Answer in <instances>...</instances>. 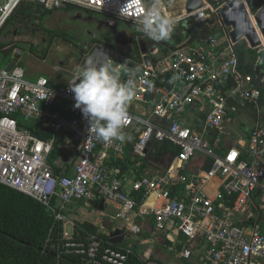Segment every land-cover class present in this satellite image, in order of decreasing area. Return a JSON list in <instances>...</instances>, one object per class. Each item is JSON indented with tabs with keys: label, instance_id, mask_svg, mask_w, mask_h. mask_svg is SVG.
<instances>
[{
	"label": "built area",
	"instance_id": "1",
	"mask_svg": "<svg viewBox=\"0 0 264 264\" xmlns=\"http://www.w3.org/2000/svg\"><path fill=\"white\" fill-rule=\"evenodd\" d=\"M202 1L200 9L187 13L184 8L173 21V30L198 27L197 39L187 36L148 67L141 55L135 64L140 71L124 77L134 80L131 102L140 108L136 113L128 105L124 141L104 144L89 133L88 120L74 107L72 77L58 88L44 77L27 80L20 49L12 52L10 70L9 64L0 67V184L39 203L57 225L44 246L53 259L40 264H127L131 246L112 248L110 232L104 226L95 229L107 218L104 212L90 223L91 233L65 218L67 209L93 208L100 201L120 205L108 218L123 224L112 231L148 233L151 242L160 237L164 251L179 261L264 264V124L258 109L263 79L255 76L254 67L250 73L240 65L237 43L220 14L228 3ZM23 2L48 11L75 5L137 28L153 0H0V31ZM254 30L263 40L260 27ZM56 101L68 104L70 113L55 109ZM249 106L256 109L254 125L244 140L232 142L230 125ZM20 120L34 122L48 137L21 128ZM63 135L75 143L68 144L75 154L69 159L56 155ZM155 143L168 144L174 155L163 151L153 160L149 153ZM196 158L197 170L191 172ZM68 255L79 260L65 262ZM137 257L150 258L139 252Z\"/></svg>",
	"mask_w": 264,
	"mask_h": 264
},
{
	"label": "trees",
	"instance_id": "2",
	"mask_svg": "<svg viewBox=\"0 0 264 264\" xmlns=\"http://www.w3.org/2000/svg\"><path fill=\"white\" fill-rule=\"evenodd\" d=\"M62 9L74 12L77 9L83 8L67 4L62 7ZM49 14L50 12L48 10L43 9L39 5L23 2L5 22L0 34L4 29H7V31H5L7 36L10 34L15 35L18 27H26L30 23L36 28L33 31L40 29L41 31L46 30L47 35L50 33L52 35L51 37L58 35V32H52L49 28L46 29L44 19ZM12 28H14V30H12ZM184 31H186L187 36L191 37V40L197 39V36L201 33L200 29L194 25H190ZM182 42L183 39L181 34H179L176 29L173 30L168 40L155 43L159 44L161 54L163 56H168L169 52L174 50L175 46ZM94 43L95 41H91L89 45ZM24 47L25 46L19 45L16 41L0 44V64L2 65L12 56L14 49L24 50ZM256 58V51H252L250 63H244L242 58H239L240 65L242 68L244 67V71L248 70L250 73L253 72L252 66ZM134 59L137 62H141L140 56L134 57ZM128 65L131 66L130 63ZM262 95L264 96V90L261 92V97ZM18 124L22 128L20 121ZM28 130L39 138L48 137L46 131L36 124L31 125ZM163 151L170 152L173 155L175 153L168 144L155 143L153 144V152L151 151L149 156L153 160H158ZM124 169L123 167V170ZM56 229L57 225L54 219L45 212L44 208L39 203L0 184V264H40L51 261L53 256L44 246L49 235L53 232L56 233ZM128 244H111L110 246L116 249H125L128 247ZM131 250L132 254L129 255L127 264H147V262L137 257V243L131 245ZM63 260L65 262H77L79 259L76 256L68 255L63 257ZM186 264L188 263L186 262Z\"/></svg>",
	"mask_w": 264,
	"mask_h": 264
},
{
	"label": "clouds",
	"instance_id": "3",
	"mask_svg": "<svg viewBox=\"0 0 264 264\" xmlns=\"http://www.w3.org/2000/svg\"><path fill=\"white\" fill-rule=\"evenodd\" d=\"M173 23L162 15L158 0H153L137 30L151 41H165L172 35ZM122 66L126 67V63L120 65L109 59L97 64L88 59L77 65L69 84L74 94V107L88 120L89 133L94 132L96 140L104 144L126 139L123 129L129 120L128 105L136 95V87L134 80H122ZM129 71L135 74L140 68L136 66Z\"/></svg>",
	"mask_w": 264,
	"mask_h": 264
},
{
	"label": "rangeland",
	"instance_id": "4",
	"mask_svg": "<svg viewBox=\"0 0 264 264\" xmlns=\"http://www.w3.org/2000/svg\"><path fill=\"white\" fill-rule=\"evenodd\" d=\"M163 1L166 7L168 8V11L172 13L173 15L178 16L182 13L181 12L182 11L181 0H163ZM208 1L212 3L223 4V3H230L235 0H208ZM184 2H186V0H184ZM263 4L264 3H262L261 5ZM49 12L50 14L44 19V24L46 26V29L49 28L52 32L54 31L58 32V35H55L56 37L54 39H53L54 36L51 37L52 35L50 33H48L47 35L46 30L41 31L40 29H37L36 31H33L36 28L33 27V25L29 23L26 27H23V26L18 27L17 33H15V35L10 34L7 36L5 34V31H7V29H4L0 34V44L2 45L5 43H8L9 41H16L19 45H23L25 47L26 46L28 47L29 45H31L34 47L32 50L33 51L35 50L37 52V53H34L35 55H39L40 54L38 53L39 49L42 50L46 48L49 44L47 50L51 47L50 49L52 50L53 53H68L67 51L68 48H64L65 44L63 43V41L77 39V37L87 39L88 38L87 35H91V34L88 33L86 30H91V32L94 33L93 35L95 39L97 40L104 39L103 36H110V34L106 31L100 32L99 34L97 33L98 29L95 25L94 20H95V16H98V15L95 13H89L87 15V13L85 14L83 12H80L81 14H79V17H78V14L77 15L74 14L77 17V19L76 17L73 19V16L67 15L64 18H61V13L60 14L54 13V11H49ZM251 13L255 15L256 10H251ZM96 23H99V22L96 21ZM117 25H118L119 30L126 29L125 22L117 21ZM74 27L78 29L77 32L73 30ZM182 29H185V26H182ZM12 30H14V28H12ZM184 34L185 32L183 31L181 35L183 36ZM50 42L53 43L52 46ZM236 51L238 53L239 58L241 57L244 63L245 62L250 63L249 61L252 59V51H255V50L248 49L245 42L241 40L236 45ZM160 52L154 54L155 58H158L160 56ZM122 58H124L125 60L129 59L128 57H124V56H122ZM0 66L3 67L4 63L2 65L0 64ZM258 109L261 114V123L264 124V96L258 104ZM255 118H256L255 108L250 109L246 114H240L236 116L234 122L230 125V128H229V130L232 132V137L230 140L232 142H235L238 139L244 140L245 139V129H248L252 125H254L253 119L255 121ZM20 121L24 129H28L31 125H35L34 122H24L23 120H20ZM133 143H134V138L131 140L130 148L133 145ZM186 174H189V173H186ZM105 206H106L105 212L107 213V217H114L115 213L119 211V207L115 205V203L106 202ZM75 208H76L75 211L77 212L74 211V212L65 214L67 221H75V220L80 221L82 219L91 220V211L89 208L84 207V206L75 207ZM107 219L108 218L101 219L102 223H100V225L96 224L95 229L100 231L101 229L100 227L103 225L105 221H107ZM122 224H123V221L119 219V220L114 221V224L112 227H120ZM67 228L68 230L71 229V227L69 226ZM136 243L138 245V252L142 256L147 254V257L149 258L151 257L150 255H152L153 257H155L157 260L160 261L161 259H159V257L165 254L161 249H159L160 247H159L158 241L151 242L150 239L147 237H142V239L141 238L138 239L136 235H133L132 237H126L121 245L128 244V246H131ZM148 261L152 263L150 259ZM148 261H147V264H149ZM166 264H169V262H166Z\"/></svg>",
	"mask_w": 264,
	"mask_h": 264
},
{
	"label": "crops",
	"instance_id": "5",
	"mask_svg": "<svg viewBox=\"0 0 264 264\" xmlns=\"http://www.w3.org/2000/svg\"><path fill=\"white\" fill-rule=\"evenodd\" d=\"M184 3H185L184 0H181V4H182L181 5L182 6V11L181 12H182V14L184 13V8H185V4ZM80 12H83L85 14L87 13V15L89 13H95V12L86 11V10H83V9H77L74 12L73 11H65L63 9L54 11V13H59V14L61 13V18H64L65 16L69 15V16H73V19L76 17L75 15H77V14H78V17H79V14H81ZM95 14H97V13H95ZM97 15L98 16H95V20H94L95 25H96V27L98 29L97 33L99 34L100 32L106 31V32H108L110 34V36H103L104 39L97 40V39H95V37L93 35L94 33L91 32V30H86L88 33L91 34V35H87L88 36L87 39L86 38L77 37V39H73V40H69V41H67V40L63 41V43L65 44L64 48H68L67 49L68 53H53L52 50L50 49L51 47L47 50V48L49 46V44H48V46L46 48H44L42 50L39 49V52H38V53H40L39 55H35L34 53H37V52L35 50L34 51L32 50L34 47L31 46V45H29L28 47L26 46V47H24V50H23L24 53H23L22 57L20 58V62L23 65V67L25 68V78L27 80H29V81H35L36 79H38L40 77H44V78H46L48 80V82H49L51 87L58 88L60 86L66 85L69 82V80L71 79L72 73H73L74 69L78 65V62H76L77 61L76 55L78 56V55H81V54L84 55V54L88 53L89 50L94 45L98 44V45H101V46H107V47L109 46L112 50L118 51L117 54H120V52H122L121 51L122 48L121 49L120 48L116 49L115 46H112L113 44L115 45V43L113 42V37H112L110 31L104 25L96 23V21L99 22V21L103 20L104 16H102L100 14H97ZM76 19H77V17H76ZM73 30L75 32L78 31V29L76 27H74ZM177 30H178L179 34H182L183 31H184V29H177ZM184 32H185V34L183 36L181 35L182 39H185L187 37L186 31H184ZM55 37L56 36H54L53 39ZM91 41H95V43L92 44V45H89ZM50 43H51V46H52L53 43L52 42H50ZM64 48H62V49H64ZM247 48H248V46H247ZM125 49H127V51H128L127 47ZM160 51H161L160 50V46L158 44L157 50L154 51L152 56H150V59L154 60V59H158L160 56L163 57V55L161 54ZM159 52H160V56L158 58H155L154 54L155 53H159ZM127 57L129 59H127V60L124 59L121 62H116V63H119L121 65L126 63V67H124V66L121 67V78H122L123 81H124V77L129 72V69L134 68L135 64L137 63L136 60L134 59L133 55H127ZM10 61H11V57L8 60L5 61L4 66L8 65ZM129 63L131 64V66L128 65ZM253 67H254V64L252 66V70H253ZM261 90L262 91L264 90V82H263V86L261 87ZM262 98H263V95L260 98L259 102L261 101ZM129 106H130V108H131V110L133 112L137 113V111L140 110V108L137 107V103L130 102ZM54 107H55V109H57L58 111H61L63 113H70V111H71L70 106L68 104L64 103L63 101H56ZM250 109H254V108L252 106H249L245 110L240 112L238 115L246 114ZM253 123H254V119H253ZM248 129H245V137H246V132H247ZM134 135H135V132L132 133L131 137L128 139V141L126 143L128 150L130 149L131 140L133 138H135ZM238 140H240V139H238ZM68 144L75 145L74 140L69 135L61 136L60 137L59 149L57 151V153H59V154H56V155H59V157H61L62 159H66L67 156H68L67 159H69V157H72V154L75 155L74 151L72 150V147H69ZM65 147L66 148H68V147L71 148L72 151L68 149L69 150V152H68V150L64 149ZM197 162H198V158H196L191 163V165H190L191 172H195L197 170V168L195 167ZM154 167L156 168L157 166H154ZM154 167H152V168L150 167V170L153 171ZM157 168H159V167H157ZM115 205H117L120 208L119 204H115ZM81 206H84V205H77L75 207H81ZM75 207H73L71 209H67L65 214L66 213H70V212H74L76 210ZM84 207H87V206H84ZM87 208H89L90 211H91V220L94 219L93 221H91L89 219H82L80 221L79 220H75V221H69V222H75L77 225L80 224V223H83L85 221H87L89 223H94V222L97 221L96 218H97V216H99V212H104V214L107 216V213L105 212V209H106L105 204H104L103 211H98L97 209H94V208H91V207H87ZM75 212H77V211H75ZM65 218H66V215H65ZM104 218H106V217H104ZM113 224L114 223H111V220L108 218L107 221H105L102 226H104L107 229V231L112 232ZM135 224H137V221L135 222ZM132 236L133 235H131V237ZM148 236H149V234L147 233V237ZM142 237H143V235L137 236L138 239L139 238L142 239ZM157 241H158V244H159V247H160L159 249H161L165 254L163 256L159 257V259H161L160 260L161 262L159 260H157L155 257H153L152 255H150L151 257L149 259L152 261V263L148 261L149 264H166V262H169V264H177V263L178 264H181V263H183V264L185 263L186 264V262H184V261H179L177 259H174L171 255L167 254L164 251L162 239L160 237H158L156 242ZM188 264H191V263H188Z\"/></svg>",
	"mask_w": 264,
	"mask_h": 264
},
{
	"label": "water",
	"instance_id": "6",
	"mask_svg": "<svg viewBox=\"0 0 264 264\" xmlns=\"http://www.w3.org/2000/svg\"><path fill=\"white\" fill-rule=\"evenodd\" d=\"M145 3L150 0H143ZM264 0H235L233 2L228 3L223 9H221L220 14L221 18L223 20V23L226 27L231 28V32L229 33V36L233 43H238L239 41L243 40L245 44L249 45V48L251 50H257V59L254 63V73L255 76L258 79H264V47L261 42V39L257 36L253 23L247 13V10L251 12V10H256V13L254 15V22L257 26L260 27L261 35L264 40V23H263V15H264ZM203 6L202 0H186L185 2V11L187 13H192L198 9H200ZM238 11L243 15L244 18V24L246 27L244 29H240L236 26V22L232 21L229 17L230 11ZM214 23V19H211L208 21L209 25H212ZM99 24L104 25L111 33L112 37H115V48L121 47L122 49H125L126 47L128 49L134 48L137 49L141 55H143V61L145 66L151 65V59L148 55V53H153L157 47L158 44H156L154 41L147 42L145 38L143 37H137L133 33L128 34L124 29L119 30L117 22L111 19L101 20L99 21ZM98 24V25H99ZM203 25H200L201 28ZM153 44L149 49L148 45ZM123 53H129V51ZM118 51L112 50L109 46H101V45H94L88 53L76 55V59L78 62V65L83 64L86 60L92 59L97 64L103 63L106 60H113L115 62H121L124 60V58H119V55L117 54ZM12 68V64H9L6 69L10 70ZM94 209H97L98 211H103L104 209V202L100 201L97 207H93ZM81 229L86 231L87 233H91L94 229L93 225L89 222L85 221L83 223L78 224ZM126 237H131V234L127 231H122L119 229H116L109 233V241L113 245H121Z\"/></svg>",
	"mask_w": 264,
	"mask_h": 264
},
{
	"label": "flooded vegetation",
	"instance_id": "7",
	"mask_svg": "<svg viewBox=\"0 0 264 264\" xmlns=\"http://www.w3.org/2000/svg\"><path fill=\"white\" fill-rule=\"evenodd\" d=\"M106 19H108V18H105V19H103V20H106ZM126 29H124L128 34H131V33H133L135 36H139V37H141V35H142V33L141 32H139V31H137V28H135L133 25H131V24H129V23H126ZM146 41L148 42L149 40L148 39H146ZM113 42L115 43V37H113ZM157 44V43H156ZM153 44H150V45H148V49L152 46ZM120 49H121V47H119ZM158 48V47H157ZM157 50V49H156ZM155 50V51H156ZM121 51H124L125 52V49H122ZM126 51H127V49H126ZM128 51H129V53H122V52H120V54H118L119 55V58H122V56H127V55H133L134 57H137V56H140L141 57V54L139 53V51H138V48L137 49H134V48H130V49H128ZM154 53V52H153ZM153 53H148V55H149V57L150 56H152L153 55ZM137 62V61H136Z\"/></svg>",
	"mask_w": 264,
	"mask_h": 264
},
{
	"label": "bare ground",
	"instance_id": "8",
	"mask_svg": "<svg viewBox=\"0 0 264 264\" xmlns=\"http://www.w3.org/2000/svg\"><path fill=\"white\" fill-rule=\"evenodd\" d=\"M162 7L164 8L165 12H166V15H167V18L171 19L172 21L176 20L177 19V15H173L172 13H170L168 11V8L166 7V5L164 4V1L163 0H159ZM229 17L232 21H235L236 22V26L238 28H240L241 30L244 29V27H246V25L244 24V22H242V17L241 15L239 14L238 11H230L229 12ZM263 23H264V15H263ZM254 27L256 26L255 24H253ZM262 44H263V47H264V40H261Z\"/></svg>",
	"mask_w": 264,
	"mask_h": 264
}]
</instances>
